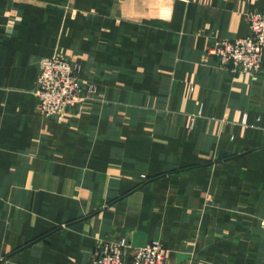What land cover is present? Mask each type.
<instances>
[{
  "label": "crops",
  "instance_id": "obj_1",
  "mask_svg": "<svg viewBox=\"0 0 264 264\" xmlns=\"http://www.w3.org/2000/svg\"><path fill=\"white\" fill-rule=\"evenodd\" d=\"M264 0H0V264H90L161 242L169 264H264V71L209 52ZM96 92L37 111L41 58Z\"/></svg>",
  "mask_w": 264,
  "mask_h": 264
},
{
  "label": "built area",
  "instance_id": "obj_2",
  "mask_svg": "<svg viewBox=\"0 0 264 264\" xmlns=\"http://www.w3.org/2000/svg\"><path fill=\"white\" fill-rule=\"evenodd\" d=\"M245 19L249 24L247 36L220 40L209 53L224 67L256 75L264 71V11H248ZM95 92L93 82L85 83L80 78V65L63 54L41 58L35 95L42 116L64 121L70 110L81 111ZM168 259L169 251L159 241L132 247L128 239L121 237L101 241L90 264H169Z\"/></svg>",
  "mask_w": 264,
  "mask_h": 264
}]
</instances>
